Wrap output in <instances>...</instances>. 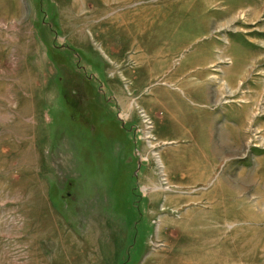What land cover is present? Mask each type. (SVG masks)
Instances as JSON below:
<instances>
[{
  "label": "rangeland",
  "instance_id": "obj_1",
  "mask_svg": "<svg viewBox=\"0 0 264 264\" xmlns=\"http://www.w3.org/2000/svg\"><path fill=\"white\" fill-rule=\"evenodd\" d=\"M0 264H264V0H0Z\"/></svg>",
  "mask_w": 264,
  "mask_h": 264
},
{
  "label": "crops",
  "instance_id": "obj_2",
  "mask_svg": "<svg viewBox=\"0 0 264 264\" xmlns=\"http://www.w3.org/2000/svg\"><path fill=\"white\" fill-rule=\"evenodd\" d=\"M123 102H124V100H123ZM126 103H128L127 101H126ZM125 103V104H126ZM127 105V104H126ZM148 134H150V132L148 133ZM149 137V136H148ZM150 138V137H149ZM151 145H153V144H151ZM207 146H208V150H210V144L208 143L207 144ZM153 190H158V187L155 185L154 187H153Z\"/></svg>",
  "mask_w": 264,
  "mask_h": 264
}]
</instances>
